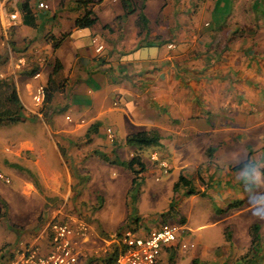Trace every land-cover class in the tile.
I'll return each mask as SVG.
<instances>
[{
  "label": "crops",
  "instance_id": "1",
  "mask_svg": "<svg viewBox=\"0 0 264 264\" xmlns=\"http://www.w3.org/2000/svg\"><path fill=\"white\" fill-rule=\"evenodd\" d=\"M23 1H0V53L9 48L0 74L14 84L21 107V122L0 125V172L10 179L0 181L7 187L0 199L8 225L17 229L13 234L22 233L19 241L37 237L47 245L45 226L38 225L42 212L82 188L74 168L90 178L92 169L103 171L105 163L117 160L118 135L128 148L130 135H159L158 147L145 154L130 151L128 161L140 157L141 175L160 172L150 159L156 151L176 176L170 180L172 197L181 187H192L186 200L198 195L218 206L252 207L253 197L264 196V0H132L130 14L121 0H87L86 7L75 6L76 0H27L26 20ZM39 3L47 8L39 9ZM86 10L97 21L77 29L74 21ZM10 13H18L19 21L6 32L2 20ZM38 56L46 64L37 65ZM21 58L26 67L18 69ZM32 71L40 72L38 80ZM40 83L48 102L27 107L23 98H31ZM108 128L114 143L107 140ZM74 143L88 145L75 150ZM250 161L262 173L256 182L243 179ZM175 215L187 227V219ZM66 216L57 209L49 219ZM94 232L91 228L80 251L98 253L76 264L111 260L113 236ZM249 237L251 245V228ZM176 249L162 251L173 255ZM219 252L222 264L231 259ZM256 264H264L261 253Z\"/></svg>",
  "mask_w": 264,
  "mask_h": 264
},
{
  "label": "rangeland",
  "instance_id": "2",
  "mask_svg": "<svg viewBox=\"0 0 264 264\" xmlns=\"http://www.w3.org/2000/svg\"><path fill=\"white\" fill-rule=\"evenodd\" d=\"M74 4L78 5L76 2ZM18 35H21L20 32ZM9 37L13 39V31L9 32ZM22 38L23 35L20 39ZM8 44L10 46V43ZM3 79L6 80V77L3 76ZM13 87L15 88L14 84ZM23 100L27 107H33L30 97H25ZM118 140L121 147L115 151L117 160H114V163H105L103 171L92 169L90 178L84 169L74 168L75 175H79L76 180L82 188L74 189V197L69 201L50 207L48 211L45 209L41 214L43 220L38 225L47 224L53 211L60 209L65 215L75 216L85 221L93 228L94 233L102 235L105 230L115 237L126 230L151 231L162 222L180 225L179 216L167 213L170 206H173V211L187 219L188 228L183 226L187 235L184 233L182 240L195 245V248L184 250L179 245L173 255L161 251L159 264H168V262H172L171 264H222L219 250L224 255H229L228 258L231 257L225 264H236L237 258H241L240 255L246 253L250 247L249 234L252 226H255L260 239V243L252 248L253 252L264 255L263 238L260 237L261 234L264 235V218L253 215V206L235 207L226 203L218 206L198 195L186 200L184 197L190 195V190L193 192L192 187L183 189L181 187V190H177L176 197H172L173 185L170 180L176 176L171 173L166 176L160 175V172L154 171L148 176L140 174L135 178L124 164L128 161L130 151L136 152V149L125 146L120 135ZM73 145V149L82 150L88 144L74 143ZM152 148L142 150L145 154ZM190 178L192 180V177ZM132 180H134L133 186ZM6 188L0 182V191H6ZM232 214L233 216L224 219ZM217 220L223 221L215 222ZM8 224L7 208L0 199V263L8 257L12 247L22 240L20 238L22 233L18 232L19 236L13 234L17 229ZM197 254L199 258L191 260Z\"/></svg>",
  "mask_w": 264,
  "mask_h": 264
},
{
  "label": "built area",
  "instance_id": "3",
  "mask_svg": "<svg viewBox=\"0 0 264 264\" xmlns=\"http://www.w3.org/2000/svg\"><path fill=\"white\" fill-rule=\"evenodd\" d=\"M39 9H46L42 3L38 4ZM19 21L18 13L6 14L2 20V28L7 32L17 25ZM102 47H98L99 52ZM168 49H173L172 45ZM37 65L46 64V58L38 56ZM17 68L26 67L23 58L17 62ZM32 79L38 80L40 72H32ZM0 79L3 76L0 74ZM47 88L45 84H37L31 95V102L35 108L41 107L46 99ZM116 106V104H113ZM66 120L70 121L68 117ZM107 140L110 143L115 142V133L108 128L105 131ZM150 159L157 164L160 169V175H169L171 167L159 157L154 151ZM0 181L5 184L10 183L8 176L0 172ZM43 234L47 236V245L41 244L40 238L32 240L19 241L12 247L8 257L0 264H76L80 258L86 260L92 254L82 252L80 248L83 240L91 234L90 226L78 217L67 215L65 218L57 220L49 219L44 225ZM185 233L183 226L168 224L162 222L156 229L149 231L145 235H138L137 232L126 230L120 235L113 237L115 249L109 264H159L160 252L164 248L179 246L182 249H193L194 245L182 240ZM177 244V245H176ZM110 252L106 253L108 256Z\"/></svg>",
  "mask_w": 264,
  "mask_h": 264
},
{
  "label": "trees",
  "instance_id": "4",
  "mask_svg": "<svg viewBox=\"0 0 264 264\" xmlns=\"http://www.w3.org/2000/svg\"><path fill=\"white\" fill-rule=\"evenodd\" d=\"M75 2L85 7L88 4L87 0H79L78 2ZM121 5L123 7V10L125 11V14H130L133 12V10H131V7H133L132 0H121ZM19 7L24 19H29L31 15L28 1L24 0L23 3L19 5ZM96 21L97 20L92 16L91 11L86 10L83 16L77 18L74 21V25L77 29H86L91 28L96 23ZM138 23L139 25H143L146 23V20L142 14H140L138 17ZM5 53L6 52H3L2 54L0 53V69L7 62V57H5L7 56V54ZM49 98L50 96L49 94H47L45 102H48ZM0 105V125H13L21 122V107L16 97L15 88L13 87L12 83L4 79H0ZM159 141L160 137L156 132L144 131L128 136L125 143L126 145L135 148L136 151H140L142 149L157 147L159 145ZM124 165L135 178L144 172L143 164L141 163L140 157L138 155H133L131 159ZM131 184L132 186L134 185V180H132ZM189 194H193L191 190L189 191ZM167 213H173L174 215L176 214V212L173 211V206H170V210ZM180 223H182V221ZM251 234H253L251 245L248 251L240 258L241 264H256L258 253H254L252 248L260 243V239L255 226L251 227ZM109 263L110 261L107 264Z\"/></svg>",
  "mask_w": 264,
  "mask_h": 264
},
{
  "label": "clouds",
  "instance_id": "5",
  "mask_svg": "<svg viewBox=\"0 0 264 264\" xmlns=\"http://www.w3.org/2000/svg\"><path fill=\"white\" fill-rule=\"evenodd\" d=\"M262 173H260L255 164L251 161L244 165V171H243V179L248 182H256V178L261 176ZM252 204H253V215L259 216L261 218H264V196L261 197H253L252 198Z\"/></svg>",
  "mask_w": 264,
  "mask_h": 264
}]
</instances>
